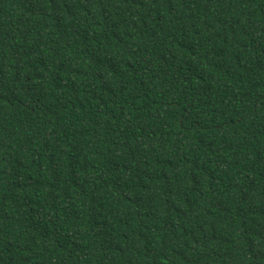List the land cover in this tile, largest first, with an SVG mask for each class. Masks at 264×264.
<instances>
[{"label":"trees","instance_id":"16d2710c","mask_svg":"<svg viewBox=\"0 0 264 264\" xmlns=\"http://www.w3.org/2000/svg\"><path fill=\"white\" fill-rule=\"evenodd\" d=\"M0 264H264V0H0Z\"/></svg>","mask_w":264,"mask_h":264}]
</instances>
